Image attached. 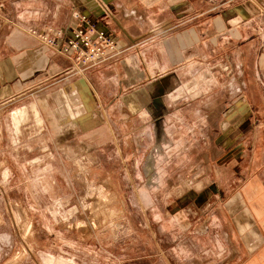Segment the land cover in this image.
Instances as JSON below:
<instances>
[{
	"label": "crops",
	"instance_id": "crops-1",
	"mask_svg": "<svg viewBox=\"0 0 264 264\" xmlns=\"http://www.w3.org/2000/svg\"><path fill=\"white\" fill-rule=\"evenodd\" d=\"M78 14L115 38L117 60L73 72L66 53L38 39L52 28L66 41ZM261 84L264 0H0V106L29 99L47 130L121 150L123 165L164 126L198 132L197 118L243 115L250 106L264 116ZM232 100L241 106L231 109ZM209 122L200 164L214 184L173 192L172 220L156 222L173 246L157 264H264V146L239 143L232 152L234 143L214 138L216 129L227 132L228 119ZM251 127L264 132V124ZM188 152L183 160H198Z\"/></svg>",
	"mask_w": 264,
	"mask_h": 264
},
{
	"label": "rangeland",
	"instance_id": "rangeland-1",
	"mask_svg": "<svg viewBox=\"0 0 264 264\" xmlns=\"http://www.w3.org/2000/svg\"><path fill=\"white\" fill-rule=\"evenodd\" d=\"M259 89L264 92V84ZM239 104L232 100L229 106ZM250 107L244 116L197 118L198 132L164 126L160 139L154 133L144 148L134 147V164L123 165L121 150L85 147L76 135L47 130L29 99L0 106V264H157L173 246L156 224L172 220L167 202L173 192L214 184L200 164L211 135L208 119L210 125L228 119L227 132L216 129L214 138L225 136L234 143L232 152L239 143L264 146V132L251 130L264 124V116L257 109L253 116ZM190 141L197 147H188ZM188 151L198 160H183ZM196 217L189 212L188 219Z\"/></svg>",
	"mask_w": 264,
	"mask_h": 264
},
{
	"label": "built area",
	"instance_id": "built-area-1",
	"mask_svg": "<svg viewBox=\"0 0 264 264\" xmlns=\"http://www.w3.org/2000/svg\"><path fill=\"white\" fill-rule=\"evenodd\" d=\"M66 41H58L64 35L63 29L49 28L47 33L38 34V39L59 53H66L72 60L70 71L82 73L109 59L117 60L120 50L115 38L103 28L88 20L85 15H77V25Z\"/></svg>",
	"mask_w": 264,
	"mask_h": 264
}]
</instances>
